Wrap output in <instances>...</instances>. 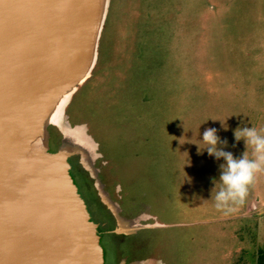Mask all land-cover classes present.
<instances>
[{
  "label": "rangeland",
  "instance_id": "1",
  "mask_svg": "<svg viewBox=\"0 0 264 264\" xmlns=\"http://www.w3.org/2000/svg\"><path fill=\"white\" fill-rule=\"evenodd\" d=\"M109 7L98 65L64 110L80 122L70 129L73 144L62 146L54 129L41 138L47 154L67 153L69 174L78 170L85 182L78 187L104 261L125 260L139 232H149L133 250L136 264H256L264 172L242 204L218 209L223 160L191 143L215 128L225 151L253 158L234 131L264 129V0H111ZM53 116L47 124L64 125L65 112ZM90 148L97 157L90 159ZM90 173L99 177L98 194ZM132 198L145 205L135 202L131 212ZM138 213L145 214L130 224ZM157 217L165 225L156 228Z\"/></svg>",
  "mask_w": 264,
  "mask_h": 264
},
{
  "label": "water",
  "instance_id": "2",
  "mask_svg": "<svg viewBox=\"0 0 264 264\" xmlns=\"http://www.w3.org/2000/svg\"><path fill=\"white\" fill-rule=\"evenodd\" d=\"M110 2L0 0V264H105L63 156L37 146L95 67Z\"/></svg>",
  "mask_w": 264,
  "mask_h": 264
},
{
  "label": "clouds",
  "instance_id": "3",
  "mask_svg": "<svg viewBox=\"0 0 264 264\" xmlns=\"http://www.w3.org/2000/svg\"><path fill=\"white\" fill-rule=\"evenodd\" d=\"M110 8V7H109ZM236 141L244 140L245 145L251 149L253 158L243 153L240 158H234L231 152L225 151L227 141H221L215 128L206 129L202 140L201 150L214 160H223L220 164V176L218 183L220 188L215 194V207L228 208L230 205L242 204L248 191V186L253 183L256 174L264 172V129L255 127L238 128L234 131ZM219 145V146H218ZM235 145H233L234 147ZM189 161L186 160V164Z\"/></svg>",
  "mask_w": 264,
  "mask_h": 264
},
{
  "label": "flooded vegetation",
  "instance_id": "4",
  "mask_svg": "<svg viewBox=\"0 0 264 264\" xmlns=\"http://www.w3.org/2000/svg\"><path fill=\"white\" fill-rule=\"evenodd\" d=\"M71 111V110H70ZM65 112V118H64V125L62 124V121L61 122H55V123H49L48 124V126H47V128L48 129H54L60 136V139H61V141H60V144L62 145V146H65V147H68V146H70V145H72L73 144V141H70L69 140V138H71L72 137V134H71V132L72 131H70V129H73V128H75V127H77V123H80L79 121H77L76 119V116H74V115H71V116H68L69 114H68V112H67V110L66 111H64ZM51 128H50V127ZM46 140H48L49 139V137H48V134H47V131H46ZM86 136V135H85ZM93 138H94V136H93ZM42 144V143H41ZM40 144V145H41ZM47 144V143H46ZM49 144V143H48ZM88 146H90V145H88ZM39 149L40 150H43V151H45V155H47V157L48 158H51V157H55L56 155H58V154H60L61 156H63V161H64V164L66 165H69V158L70 157H68V155H67V153H65V154H63L64 153V151H61V152H59V153H54V154H47L46 153V149H45V147L42 145V146H40L39 147ZM101 151V149H100V147H99V152ZM36 153V152H35ZM89 157H90V159H92V158H94V157H97L98 155L93 151V149L92 148H90V150H89ZM36 155H37V153H36ZM66 165V167H68ZM70 170H71V168H70ZM72 177H73V179H74V184H75V186H77V188H78V190H77V192H78V194H79V196H80V198H81V200L83 201V202H86L84 199V196L82 195V192H81V190H83L82 188L79 190V187H82L83 185V187L85 188L86 187V185H85V182L84 183H82V180H81V182L79 181V177H78V174H77V172H78V170H75V169H72ZM77 171V172H76ZM90 171V170H89ZM91 172V171H90ZM109 174V173H108ZM108 174H106V173H104V174H100V175H102L103 177H102V179H106V183H108V181H107V176H108ZM96 176L98 177V175H96L95 173H94V175H92V173H90V176L88 175V177L90 178V179H92L93 181H94V183H96V187H94V184H93V187L95 188V190L97 191V194H98V191L99 190H102V188H101V186H100V183L97 181V179H96ZM99 178V177H98ZM79 186V187H78ZM76 188V189H77ZM88 189V188H87ZM86 190V189H85ZM88 191V190H87ZM103 191V190H102ZM130 191H126V193H124V195H129V194H132V193H129ZM96 194V193H95ZM111 194L112 195H114L115 193H114V191H112L111 192ZM89 195H91V194H89ZM83 196V197H82ZM114 199H115V197L114 196H112ZM119 197V196H118ZM120 197H122V195H120ZM84 198V199H83ZM133 199L134 198H132L129 202H128V205H127V209H129V205H131V204H133V203H135V205H136V208H137V205H140L141 204V207L142 206H144L145 205V203L143 204L142 202H140V201H137V200H135L134 199V201H133ZM151 207V206H150ZM150 207H146V209H148V210H151V208ZM87 209V208H86ZM130 210V209H129ZM131 212H135L136 211V209L135 210H130ZM153 211V210H152ZM90 212V215L92 214L91 213V211H89ZM106 212H110V214H111V216L112 217H114L113 215H115L116 214V212L115 211H112L111 209H109V211L108 210H106ZM152 213V212H151ZM142 214H145V213H138L137 215H138V217L137 218H133V219H130L129 221V223L130 224H136V222H137V220H140L139 219V217H140V215H142ZM154 215H156V214H154ZM135 216V215H134ZM136 217V216H135ZM158 219V217L156 218V222L158 221L159 222V224H163V225H165V223H163V222H161L160 220H157ZM157 222V223H158ZM151 223H153V222H151ZM157 225V224H156ZM169 226V225H168ZM167 226V224H166V227H168ZM155 228V227H154ZM153 228V229H154ZM142 228H140V229H138V230H136L135 232H133V234H137L136 232L137 231H139V230H141ZM160 229H164V228H158V230H160ZM94 230H95V223H94ZM97 231V230H96ZM146 233H149V232H146ZM146 233H144V232H139V234H140V238H137L136 239V241L134 242V244L137 246V247H135V248H133L132 247V249H131V251L128 249L127 250V254H128V256L126 255L125 256V260H123V256H122V258H117V255H118V253H119V251L118 250H116V255H115V257L117 258V264H123L125 261H127V260H130V262L131 263H129V264H136L137 262H136V260H133L132 261V258H133V250H137V249H139L140 247H139V245H138V243H142L143 242V239H151V237L150 236H147V235H143V234H146ZM152 233V232H151ZM105 234L106 235H108V234H111L109 231H105ZM117 234H119V233H117ZM138 235V234H137ZM133 245V244H132ZM131 245V246H132ZM101 247H102V249H103V252H104V256H105V250H104V247H103V245L101 244ZM163 251H162V249H161V252H160V254L162 253ZM104 260H105V257H104ZM105 262V264H106V261H104Z\"/></svg>",
  "mask_w": 264,
  "mask_h": 264
},
{
  "label": "trees",
  "instance_id": "5",
  "mask_svg": "<svg viewBox=\"0 0 264 264\" xmlns=\"http://www.w3.org/2000/svg\"><path fill=\"white\" fill-rule=\"evenodd\" d=\"M184 1L186 2V0H180V2H182V3H184ZM184 12H185V10H184ZM98 62H99V58H98ZM97 65H98V63H97ZM98 76L100 77L99 74H98ZM168 107L170 108V105H168ZM256 264H264V247L263 248H260L259 251H258Z\"/></svg>",
  "mask_w": 264,
  "mask_h": 264
},
{
  "label": "bare ground",
  "instance_id": "6",
  "mask_svg": "<svg viewBox=\"0 0 264 264\" xmlns=\"http://www.w3.org/2000/svg\"><path fill=\"white\" fill-rule=\"evenodd\" d=\"M102 37V36H101ZM101 39V38H100ZM98 50H99V46H98ZM99 58V57H98ZM98 58H97V60H96V63H95V65L97 66V63H98ZM79 90H77L76 92H78ZM76 92H74V94L76 93ZM73 94V95H74ZM39 147H40V145L38 144V146H37V151L39 150ZM39 157H40V155H38Z\"/></svg>",
  "mask_w": 264,
  "mask_h": 264
}]
</instances>
